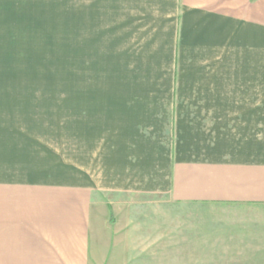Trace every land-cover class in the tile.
<instances>
[{
    "label": "crops",
    "instance_id": "1",
    "mask_svg": "<svg viewBox=\"0 0 264 264\" xmlns=\"http://www.w3.org/2000/svg\"><path fill=\"white\" fill-rule=\"evenodd\" d=\"M72 20L0 0V264H147L136 194L264 245V0H80L78 161Z\"/></svg>",
    "mask_w": 264,
    "mask_h": 264
},
{
    "label": "rangeland",
    "instance_id": "2",
    "mask_svg": "<svg viewBox=\"0 0 264 264\" xmlns=\"http://www.w3.org/2000/svg\"><path fill=\"white\" fill-rule=\"evenodd\" d=\"M79 10L80 0H72L73 161L79 160V104L75 100L79 98L82 90L81 85L85 79V71L82 70L80 61ZM58 170L70 172L73 182L79 183V168L73 167L71 171L66 168H58ZM118 196L123 197L124 200L120 199L121 201L131 199L124 198L127 197L125 194ZM131 200L138 203L146 201L144 207H136L143 214H136L133 217L137 219L136 237L143 238L145 233L147 244L151 245L147 246V264H264V245L259 242L261 239L258 238V240L254 233L232 232L230 228L225 229L222 224L213 221L208 215L209 210L207 211L205 208L195 211L190 206L182 208L171 205L170 202H168L167 208H164L163 199L161 202L158 195L149 194L145 198L136 194ZM220 214L222 216L216 217L219 219L227 217L225 211ZM121 218V224L125 225L131 216L124 213L120 215ZM144 221L147 231L143 230ZM258 234H260V238L264 235L261 232ZM160 238L164 239L167 246H160ZM262 243L264 244V240ZM258 250L259 252H256ZM258 253L261 254L258 255Z\"/></svg>",
    "mask_w": 264,
    "mask_h": 264
}]
</instances>
